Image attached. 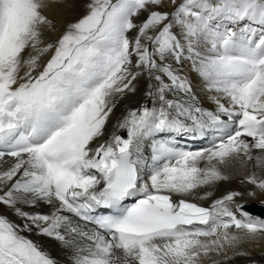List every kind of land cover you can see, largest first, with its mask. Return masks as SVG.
<instances>
[{
  "label": "snow or ice",
  "instance_id": "snow-or-ice-1",
  "mask_svg": "<svg viewBox=\"0 0 264 264\" xmlns=\"http://www.w3.org/2000/svg\"><path fill=\"white\" fill-rule=\"evenodd\" d=\"M77 2L0 0V206L20 221L0 210V264H61L32 236L66 264L250 257L240 246L264 238L246 210L264 208V0H83L50 39L46 10ZM230 167L244 190L213 198Z\"/></svg>",
  "mask_w": 264,
  "mask_h": 264
},
{
  "label": "bare ground",
  "instance_id": "bare-ground-1",
  "mask_svg": "<svg viewBox=\"0 0 264 264\" xmlns=\"http://www.w3.org/2000/svg\"><path fill=\"white\" fill-rule=\"evenodd\" d=\"M179 2V0H177ZM170 3V0H169ZM165 10H170V8L166 5ZM85 12V9L83 7V0H78V2L75 4V6L71 9H66L62 5L59 4H52L50 7L46 10V14L52 18L54 21H56L59 31L55 34H46L50 39H55L58 37L62 32L64 31V25L69 21H74L78 19L80 16H82ZM134 34V33H133ZM47 59V57H45ZM192 79L194 81V91L196 95L199 97L203 105L207 108L213 107V105L206 99L208 95H212V93H206L203 91L202 85L199 81V78L196 77L194 73L191 74ZM138 84V90L135 94H128L124 98L120 99L118 102V105L114 111V114L111 118V121L108 124V131L111 132L113 128V124L116 122L118 118H120L126 108L136 107L138 105V102L143 98L144 94V88H145V81L143 78H141L139 81H137ZM210 139V137H209ZM208 139H199L197 138L195 141L191 139H181L179 141L180 144L184 145L186 144L187 148L190 149H197L203 146H206L208 144ZM228 172L233 174V179L227 182H221L217 186V190L215 192V196L213 198H216L220 195H222L226 190L229 189H241L242 186L239 183V173L237 172V169L235 167H230L227 169ZM247 199V198H246ZM200 203L209 204L210 200L205 201H198ZM248 204H255L259 205V200H248ZM261 207V206H260ZM0 210H4L7 212V215L9 218L13 221H16L19 223L20 221L17 219L15 215H13L10 211H7V209H3V206H0ZM41 210L47 211L46 206L41 205ZM34 240H39L43 246L48 249L51 254L56 257L61 264H66V256L64 251L59 247V244L51 240L47 237H31ZM242 250L250 251L251 256L250 257H237L235 260L231 261L230 264H249L250 260H255L258 262V264H264V238H260L257 241H252L248 243H244L240 246Z\"/></svg>",
  "mask_w": 264,
  "mask_h": 264
},
{
  "label": "water",
  "instance_id": "water-1",
  "mask_svg": "<svg viewBox=\"0 0 264 264\" xmlns=\"http://www.w3.org/2000/svg\"><path fill=\"white\" fill-rule=\"evenodd\" d=\"M247 209L251 210L254 213H257V214H260V215H264V208H261L258 205L249 204V207Z\"/></svg>",
  "mask_w": 264,
  "mask_h": 264
}]
</instances>
